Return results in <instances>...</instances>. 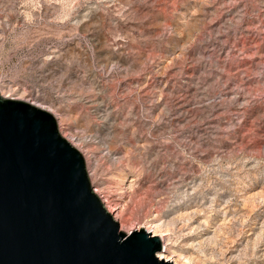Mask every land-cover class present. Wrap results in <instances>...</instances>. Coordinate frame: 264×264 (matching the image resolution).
Instances as JSON below:
<instances>
[{"label":"rangeland","instance_id":"obj_1","mask_svg":"<svg viewBox=\"0 0 264 264\" xmlns=\"http://www.w3.org/2000/svg\"><path fill=\"white\" fill-rule=\"evenodd\" d=\"M0 93L174 259L264 264V0H0Z\"/></svg>","mask_w":264,"mask_h":264},{"label":"water","instance_id":"obj_2","mask_svg":"<svg viewBox=\"0 0 264 264\" xmlns=\"http://www.w3.org/2000/svg\"><path fill=\"white\" fill-rule=\"evenodd\" d=\"M0 102L43 113L59 141L46 154L33 151L16 134L11 109H5L0 122V264H175L158 257L162 238L143 228L129 234L150 241L146 250L121 247L128 234L95 193L84 155L62 135L51 111L1 93ZM69 167L80 191L64 201L60 191ZM84 212L109 226L89 238L75 227Z\"/></svg>","mask_w":264,"mask_h":264},{"label":"snow or ice","instance_id":"obj_3","mask_svg":"<svg viewBox=\"0 0 264 264\" xmlns=\"http://www.w3.org/2000/svg\"><path fill=\"white\" fill-rule=\"evenodd\" d=\"M5 109H11L8 115H10L14 123L16 134L33 151L46 154L53 145L59 144V141L56 139L55 125L49 126L47 118L43 113L23 109L21 105L0 102V122L4 119ZM57 151L59 150L57 149ZM79 191V188L73 181L71 167H69L67 170V180L61 188L60 195L64 201H70L73 195L78 194ZM84 198L86 199V193H84ZM108 226L107 221L93 220L86 212L79 215V219L75 225L81 233H84L89 238L94 236L97 231L106 229ZM149 244L150 241L147 239L128 234L126 243L121 245V247L143 248L146 250Z\"/></svg>","mask_w":264,"mask_h":264},{"label":"bare ground","instance_id":"obj_4","mask_svg":"<svg viewBox=\"0 0 264 264\" xmlns=\"http://www.w3.org/2000/svg\"><path fill=\"white\" fill-rule=\"evenodd\" d=\"M4 96L7 97V95H5V94H4ZM82 154L84 155L85 160L87 161L86 153L85 152H82ZM87 166L89 167L88 164H87ZM90 172H92V171H90ZM94 190L96 191L95 193L98 194V190L97 189H94ZM98 196L100 197V199L103 202V204L106 207V209L113 215L114 219L117 220L118 223L120 222V229L122 231H124L125 233L129 234V233H131L134 230H137L139 228H143L146 231H148L150 233H153V235H158V236H160L162 238L163 244H164V249L162 251L158 252V257L160 259L169 260V261H172L175 264H190L189 263V259H186V260H183V261H178L177 259H174L175 254H174L173 251L171 252V250H169V248H168V243L169 242H167L166 241V238H165V235L167 233L158 232V230L156 228L157 225H152L151 224L149 226H146L144 224L143 225L141 224L140 226H137V224L135 222H133L132 220H130V219H126L122 223L119 220L118 215L115 214V212L117 211L116 206L111 204V202L109 201V198L108 197L104 198L101 194H98Z\"/></svg>","mask_w":264,"mask_h":264}]
</instances>
